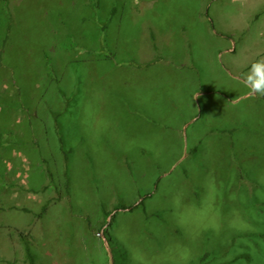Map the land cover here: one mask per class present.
Wrapping results in <instances>:
<instances>
[{
  "label": "rangeland",
  "instance_id": "374dc122",
  "mask_svg": "<svg viewBox=\"0 0 264 264\" xmlns=\"http://www.w3.org/2000/svg\"><path fill=\"white\" fill-rule=\"evenodd\" d=\"M98 3L0 0V264H264V0Z\"/></svg>",
  "mask_w": 264,
  "mask_h": 264
},
{
  "label": "trees",
  "instance_id": "16d2710c",
  "mask_svg": "<svg viewBox=\"0 0 264 264\" xmlns=\"http://www.w3.org/2000/svg\"><path fill=\"white\" fill-rule=\"evenodd\" d=\"M90 2H91L90 7L92 6V8L95 9V10H97L99 8V3H98L99 0H90ZM2 3H3V6L5 8L6 7V0H2ZM114 12H115V9L112 10L111 15L108 18L109 20L111 19L112 14ZM106 28H107V24L102 25L101 26V31H105ZM101 51H102V48H101L100 52ZM46 60H47L46 66H47V69H48V75L52 78V76L54 75V70L52 68V64H50V62L48 61V57H46ZM71 100H72L71 98H64V103H65L66 107H69V104H70L69 102ZM56 124H58V123L56 122ZM55 129H56V131L60 130L59 129V125H56ZM58 140H59V146L61 148H63L64 147V143H63L62 137H58ZM66 160L67 159L65 158V162H66ZM64 164H66V163H64ZM49 180H50V185L49 186H51V185L53 186L54 184L52 182V178H51L50 175H49ZM66 189L68 190V184L66 186ZM141 204H142V202H141ZM46 208L47 207L44 206L41 209V211L39 212V214L37 215V217H41L45 213ZM24 211H26V210H24ZM104 217H105V219L108 218L109 217V213L108 212H104ZM17 235H18V239H19V242H20L22 250H23V260H24V262L26 264H36L35 255H34V253L32 252V249H31L32 239L33 238L31 237V235L25 234L23 232H18Z\"/></svg>",
  "mask_w": 264,
  "mask_h": 264
},
{
  "label": "clouds",
  "instance_id": "9594fccd",
  "mask_svg": "<svg viewBox=\"0 0 264 264\" xmlns=\"http://www.w3.org/2000/svg\"><path fill=\"white\" fill-rule=\"evenodd\" d=\"M241 80L248 95L264 97V58L253 61Z\"/></svg>",
  "mask_w": 264,
  "mask_h": 264
}]
</instances>
